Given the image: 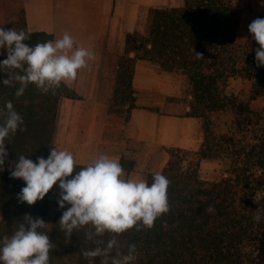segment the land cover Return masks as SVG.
<instances>
[{"label":"trees","instance_id":"1","mask_svg":"<svg viewBox=\"0 0 264 264\" xmlns=\"http://www.w3.org/2000/svg\"><path fill=\"white\" fill-rule=\"evenodd\" d=\"M240 24L241 11L233 0H184L181 5L151 8L146 28L126 34L124 51L115 61L108 113L128 121L137 107L133 90L136 63L147 59L187 76L192 95L187 115L203 119L204 139L196 156L182 147L170 150L160 172L170 180L169 211L157 217L153 227L139 222L121 234L106 232L95 238L104 241L102 247L113 237L118 241L108 264L118 254H127L131 244L136 245V259L130 264H264V113L228 90L231 78L241 76L252 81L251 99L263 95L264 66L257 67L255 49L259 45L251 34L246 41L239 40ZM0 27L25 31L31 45L54 39L53 33L29 30L23 1L17 6L16 0H1ZM6 57L0 55V61ZM7 78V70L0 71V110L6 113L11 101L23 125L5 142L8 156L0 170V246L5 236L11 237L20 224L27 223L26 216H39L46 221L43 231L54 245L50 264H89L83 252L97 247L87 238L94 226L66 235L59 223L64 209L57 203L55 185L43 200L29 205L17 198L25 182L10 175L19 156L36 161L56 148L60 101L81 95L64 82L46 93L30 83L18 97L19 83L5 85ZM221 111L231 115V126L219 134L213 117ZM3 119L0 115V123ZM219 158L229 160L227 174L206 180L201 162ZM120 163L133 164L124 158ZM76 165L77 170L86 166ZM153 175H148L149 184ZM209 205L214 212L206 210ZM258 212L262 219L256 222L253 217ZM103 259L95 257L92 264H101Z\"/></svg>","mask_w":264,"mask_h":264},{"label":"clouds","instance_id":"2","mask_svg":"<svg viewBox=\"0 0 264 264\" xmlns=\"http://www.w3.org/2000/svg\"><path fill=\"white\" fill-rule=\"evenodd\" d=\"M251 38L259 47L255 49L257 67L264 66V18L257 17L248 25ZM25 31L0 27V49L7 50V57L0 61V71L7 70L5 85L19 83L16 96L24 94L27 86L34 83L43 92L66 85L77 78L78 71L87 67L94 53L88 48L75 47L72 35L65 32L61 38L29 44ZM4 53L0 51V55ZM197 57L203 56L196 53ZM16 70H19L17 72ZM3 123H0V170H4L8 156L6 138L15 134L23 125V117L8 101ZM22 130V129H21ZM10 175L22 179L25 185L17 194L18 201L34 205L59 182L57 203L64 209L59 219L61 230L71 236L74 229L91 224L95 231L87 234L97 247L85 250L83 255L92 264L95 257H103L101 264H108V257L118 241L113 237L106 246L103 240L95 239L104 233L121 234L142 222L151 228L157 217L169 211L167 191L170 180L160 172L153 175L152 183L139 178H125L119 159L100 155L97 159L77 170L74 155L67 150L50 148L47 158L36 161L21 155L13 163ZM75 172V174H74ZM209 213L214 208L209 205ZM262 219L259 212L253 220ZM27 223L3 238L0 246L2 264H50V251L54 248L46 231V221L39 216H26ZM136 259V245L128 247L127 254L112 258V264H130Z\"/></svg>","mask_w":264,"mask_h":264},{"label":"crops","instance_id":"3","mask_svg":"<svg viewBox=\"0 0 264 264\" xmlns=\"http://www.w3.org/2000/svg\"><path fill=\"white\" fill-rule=\"evenodd\" d=\"M18 1L24 2L30 31L53 33V40L68 32L75 47L83 46L94 53L95 58L69 83L81 97H63L60 101L55 134L58 150L70 151L76 163L83 165L100 155L119 161L124 158L126 163L133 162L132 166L122 165L124 177L147 181L150 173L161 172L165 167L169 159L167 148L190 147L195 136H201L198 117L187 113L163 114L145 106L147 101L158 99L154 94H169L170 89L164 81L155 82L153 76L159 73L153 67H149V72L146 70L147 77L143 78L141 60L136 63L133 88L147 96H139L144 105L132 109L122 128H112L115 121L108 107L113 96L116 62L105 60L103 54L113 52L111 46L105 45V38L112 44L116 37L135 31L141 0ZM0 51L7 55L6 48ZM189 97L192 98L191 93ZM185 108L190 109L189 103Z\"/></svg>","mask_w":264,"mask_h":264},{"label":"rangeland","instance_id":"4","mask_svg":"<svg viewBox=\"0 0 264 264\" xmlns=\"http://www.w3.org/2000/svg\"><path fill=\"white\" fill-rule=\"evenodd\" d=\"M138 8V18H137V28L135 30L143 31L146 28L148 16L151 8L154 7H169L183 4L184 0H141ZM234 3L239 7L241 11V24L238 32V38L240 41H246L250 32L248 29V25L257 17L264 18V0H233ZM21 1L17 0V6H19ZM126 37V36H125ZM125 37H116L112 44H109V39L105 38V45L111 46L113 48L112 53H105V60L107 61H116L117 57L123 53L125 48ZM140 64L143 66L142 77H147L146 70L149 72V67H153L158 71V75L155 74L154 80L155 82H163L168 83L170 93H159L154 94L155 97H158L157 100L152 102L147 101L145 106L151 108L155 111H160L163 114H175V115H183L188 111L185 108L186 103L192 99L189 97L191 92V88L189 85V81L187 76L182 73L168 71L162 69L158 64L153 61L147 59H141ZM148 67V69L146 68ZM164 73L162 76L161 74ZM251 89H252V81L248 78L236 76L231 78L228 90L231 93H234L238 98L248 101L250 105L259 112L264 113V94L258 96L255 99H251ZM134 90L136 104L144 105L141 100H139V96L142 97V93ZM180 90V93H179ZM146 96V95H143ZM147 97V96H146ZM138 99V101H137ZM109 108V107H108ZM125 110V108H124ZM127 115V112L125 113ZM111 118L115 121L112 124L113 130H117L115 128H122L123 123L127 122L125 118H118L115 113H112ZM215 121V129L217 133H226L230 130L231 126V115L226 111H221L219 113L214 114ZM201 122V136H195V141L190 147H182L191 151V156H196V153L199 151L201 144L204 139V126L203 119L199 118ZM173 147L167 148L169 157L170 150ZM229 160L224 158L219 159H204L201 162V174L206 180L214 181L220 179L222 176L227 174V168L229 167ZM59 182L55 185V197L59 196Z\"/></svg>","mask_w":264,"mask_h":264}]
</instances>
